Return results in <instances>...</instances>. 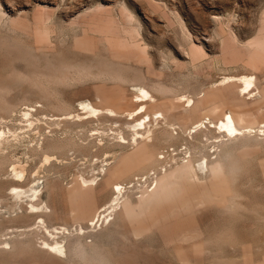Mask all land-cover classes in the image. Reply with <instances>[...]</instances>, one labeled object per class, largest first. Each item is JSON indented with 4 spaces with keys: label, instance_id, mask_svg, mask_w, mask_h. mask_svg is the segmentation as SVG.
Segmentation results:
<instances>
[{
    "label": "rangeland",
    "instance_id": "obj_1",
    "mask_svg": "<svg viewBox=\"0 0 264 264\" xmlns=\"http://www.w3.org/2000/svg\"><path fill=\"white\" fill-rule=\"evenodd\" d=\"M242 75L254 76L255 86L244 88ZM143 86L151 98L142 97ZM0 104V132L10 137L0 156L11 157L8 172L0 170V240L11 242L0 264H81L70 252L80 236L108 264H264V0H0ZM28 108L30 126L22 117ZM228 112L262 128L229 140L209 123ZM147 113L149 150L164 165L158 176L189 158L194 165L220 159L229 174L212 179L205 169L180 179L178 197L131 216L124 206L143 199L147 185L122 178L131 187L122 212L91 225L112 194L105 182L76 190L79 180H100L102 168L133 151L132 125ZM163 129L173 131L172 141L160 143ZM41 148L50 149L48 162ZM14 163L38 177L40 205L51 210L44 216L8 194ZM149 173L141 181L156 176ZM39 218L51 234L37 231ZM43 239L61 241L67 254L44 251Z\"/></svg>",
    "mask_w": 264,
    "mask_h": 264
},
{
    "label": "bare ground",
    "instance_id": "obj_2",
    "mask_svg": "<svg viewBox=\"0 0 264 264\" xmlns=\"http://www.w3.org/2000/svg\"><path fill=\"white\" fill-rule=\"evenodd\" d=\"M63 65V64H62ZM69 65V64H68ZM64 66V65H63ZM66 66V64H65ZM61 67V66H60ZM67 68V67H66ZM84 69V68H83ZM70 70V69H69ZM79 72V71H78ZM79 75V74H77ZM112 75V74H110ZM98 76V75H97ZM108 76V75H107ZM116 76V75H115ZM113 76V77H115ZM70 77V75H69ZM120 77V76H119ZM38 78V77H37ZM118 78V77H117ZM116 78V79H117ZM121 78V77H120ZM120 78H118L120 80ZM110 79V78H109ZM238 79L244 84V88L248 89L249 87L251 86H255V77L254 76H248V75H242L240 77H238ZM48 80V79H47ZM127 80V79H126ZM34 81V80H33ZM130 81V80H128ZM39 82V81H38ZM42 82V81H41ZM114 82V81H113ZM58 83V82H57ZM62 83V81L60 82ZM59 83V84H60ZM68 83V82H67ZM134 83H136L134 81ZM138 81H137V85H138ZM58 84V85H59ZM63 84V83H62ZM141 85V83H139ZM242 84V85H243ZM34 85V84H33ZM54 85V84H53ZM56 85V84H55ZM68 85V84H67ZM132 85V84H131ZM42 86V85H41ZM159 86V85H158ZM141 87V86H140ZM154 87V86H153ZM258 87V86H257ZM43 88V87H42ZM255 88V87H254ZM259 88V87H258ZM140 89V92H141V95L142 97H149L151 98V94L149 92V89L146 90L143 86V88H139ZM156 89H158V87H156ZM165 89V88H164ZM48 90V89H47ZM159 90V89H158ZM157 90V91H158ZM170 89H168L169 91ZM244 90V89H243ZM160 91V90H159ZM165 91V90H163ZM163 91H160V92H163ZM259 91V90H258ZM263 91V89H262ZM35 92V91H34ZM48 92V91H47ZM249 93L251 92V90L248 91ZM253 92V91H252ZM261 92V91H260ZM50 94V93H49ZM55 94V93H54ZM261 94V93H260ZM40 95V94H38ZM52 95V94H51ZM139 95V93L137 94ZM136 95V96H137ZM249 95V94H248ZM45 96V95H44ZM42 97V96H41ZM46 97V96H45ZM139 97V96H138ZM141 97V96H140ZM189 98V97H188ZM30 99V98H29ZM191 99V98H189ZM149 101V100H148ZM188 101V100H187ZM190 102V101H188ZM22 103V102H21ZM27 104V103H26ZM63 104V103H62ZM193 104V103H192ZM25 105V103H24ZM80 105L82 106L83 109H90L91 112H94L96 113V111L98 109L94 108L93 106L95 105H91L90 103H80ZM3 105L0 104V108L2 107ZM73 106V105H72ZM3 107H6V106H3ZM2 107V108H3ZM9 107V106H8ZM7 107V112H11V110L13 111V109L11 108V106L8 108ZM13 107V106H12ZM193 107V105L191 106ZM1 108V109H2ZM14 108V107H13ZM81 108V107H80ZM147 108V107H146ZM137 109V108H136ZM5 110V109H3ZM60 110V109H59ZM70 110V109H68ZM110 110V109H109ZM39 111V108L38 110ZM137 111V110H136ZM9 112V113H10ZM67 111L65 112H62V114H67L66 113ZM104 112V111H103ZM108 112V111H107ZM112 112V111H110ZM109 112V113H110ZM135 112V111H134ZM133 112V113H134ZM145 112V110H144ZM161 112V111H160ZM160 112H154L156 114L160 113ZM21 113H22V110H21ZM84 113V112H83ZM93 113V114H94ZM131 113V111H130ZM163 113V112H162ZM71 114V112H70ZM87 114V113H85ZM114 113H112L113 115ZM33 112L32 110H30L29 108L27 110H25L23 113H22V117L25 119L24 121H28V126L32 125V120H34L32 118L33 116ZM68 115V114H67ZM90 115V114H89ZM100 115V114H99ZM151 115V114H150ZM55 116V115H53ZM58 116V115H56ZM61 116V115H60ZM95 116V115H94ZM97 116V115H96ZM95 116V117H96ZM118 116V115H117ZM116 116V117H117ZM129 116V115H128ZM152 116V115H151ZM164 116V115H163ZM78 117V116H77ZM22 118V119H23ZM65 118V117H64ZM100 118V117H99ZM153 118H154V115H153ZM160 118V117H159ZM158 118V119H159ZM163 118V117H162ZM245 118V117H244ZM52 119V118H51ZM55 119V118H54ZM53 119V120H54ZM70 119V117L68 118V120ZM165 118H163L164 120ZM205 119V118H204ZM207 119V118H206ZM211 119V118H210ZM209 119V123H213L214 126H215V129L217 128V130L219 129V131H221L220 133H224L223 136L225 137H228L230 138L229 140H231V137H233L232 139L234 138H240V137H244L248 134H252L251 132H256L257 130L259 131L260 128L262 127H257L259 129H255V126L256 125H246V126H243V125H240L238 122H237V119L233 116V114L231 112H228V113H225L223 115V117L221 119H219L217 122H213L212 120ZM1 120V119H0ZM3 120V119H2ZM39 120V119H37ZM47 120V119H46ZM67 120V119H66ZM65 120V121H66ZM84 120V119H83ZM59 121V120H58ZM64 121V119H63ZM62 121V123H63ZM85 122H89V120H87V118L84 120ZM91 121V120H90ZM131 121V120H130ZM157 121V119H156ZM155 121V122H156ZM202 121V120H201ZM239 121V120H238ZM2 122V121H1ZM82 123V121H80ZM80 122H78L79 124H75V126H81ZM242 122V120H241ZM60 123V122H59ZM58 123V124H59ZM77 123V122H76ZM199 123V126L202 125V124H205V122H197V124ZM243 123V122H242ZM68 123H66L65 125H67ZM73 123H71L72 125ZM133 124V123H132ZM151 124V117L148 115V113L142 117L141 119L137 120V122L135 124L132 125V137H130V139L132 140V143L134 144L133 145V151H131L130 153H127L121 157L118 158L117 160V164L115 167L113 168H100L101 169V174L103 173V177L100 179V180H97V176L93 175L94 177H92L91 179H85L84 177L81 178L79 180V184H78V188H76V190H83V189H94V188H97L101 183L105 182L106 183V187L109 191H111V194H112V197L108 200H106L99 208H97L96 212L94 213V215L92 216L90 222H91V225L92 224H95V220L97 221H100L101 219L103 220V222H107V223H110L111 221H113L116 217V215L120 212H122V208H123V202H122V198L125 197L129 191H130V188L129 187H125L121 181L122 178H124L123 180H126L127 178L125 177H128L130 178V180L128 181V183H131V182H134V185L137 186V184L139 183L140 185L138 186V188L141 190L144 185H147L145 189H142L144 190L142 193L144 195V197H142L143 199H140V200H131L126 206H124V210H123V213L125 214V216H131L133 215L136 211L138 210H142L144 208H149L150 205L152 207V205H157V204H162L166 201H170L173 197L176 198L178 197L177 195V192L178 190L180 189L179 188V184L181 183L180 179H191L193 178L194 176H197V174L199 172H202L203 170L206 169V171L208 172V174L210 175V177L212 178H218L219 180L222 179H225L227 174V171L225 169V166L222 162V160L220 159H216V160H212V161H209L207 162V160H205L204 162H201V163H197V165H194L193 161L189 158L188 161L184 164H182V166L180 167V169L176 172H173V173H170L169 175L167 176H161V174L158 176L157 173H159L158 171V166H161V168L163 167L164 168V165L161 163V157L158 158V153H154L155 151L153 150L151 152V150H149V139H151L154 135V130H152L151 126H149ZM64 125V126H65ZM83 125V124H82ZM39 126V125H38ZM37 126V127H38ZM42 126V125H41ZM40 126V127H41ZM73 126V125H72ZM198 125L196 126V128L199 127ZM205 126V125H204ZM39 127V128H40ZM66 127H71L70 124ZM212 126H210L211 128ZM72 128V127H71ZM195 128V132L194 134H190L192 138H199L198 136L200 135L199 132H197ZM202 128V127H201ZM207 128H209L207 126ZM206 128V129H207ZM214 128V127H213ZM44 129V128H43ZM172 129V128H171ZM170 129V130H171ZM205 129V128H204ZM53 130V129H51ZM129 130V129H127ZM202 130V129H201ZM211 130V129H210ZM213 130V129H212ZM213 130V131H214ZM56 131V130H55ZM130 131V130H129ZM207 131V130H206ZM263 133H264V129L262 128L261 130ZM51 132V131H50ZM57 132V131H56ZM173 132V131H172ZM172 132L169 131V129H163L161 130L160 132H158L157 136L158 138L160 139V143H165V142H169V141H172V139L175 137ZM203 132V131H202ZM55 133V132H54ZM212 133V132H211ZM258 133V132H257ZM44 134V133H43ZM52 134V133H51ZM120 134V133H119ZM209 134V133H208ZM17 135V134H16ZM41 135V134H40ZM18 136V135H17ZM45 136H47L45 134ZM51 137V136H50ZM49 136H47V139L50 138ZM122 139H124V137H121ZM120 138V139H121ZM10 139V137H9ZM8 137L5 135L4 131H1L0 132V153L1 151L4 150V145L8 144L10 141H9ZM45 140L46 142L48 140ZM52 139V137H51ZM51 139L50 142H51ZM44 140V139H43ZM56 140V138L54 139L53 138V141ZM58 141H60L59 139H57ZM56 140V142H57ZM129 140V139H128ZM130 140V141H131ZM44 141V142H45ZM68 141V140H67ZM67 141H64V143ZM233 141V140H232ZM43 142V141H42ZM43 142V143H44ZM45 142V143H46ZM55 142V141H54ZM53 142V143H54ZM117 142V141H116ZM115 142V145L118 144V142L116 143ZM151 142V141H150ZM224 142V141H223ZM42 145H45V143ZM52 143V142H51ZM58 143V142H57ZM64 143H61L65 148H67L69 146V142L68 143V146L65 147ZM65 143V144H66ZM124 141L121 143L123 144ZM126 143V142H125ZM124 143V144H125ZM46 144H49V142H47ZM102 144V143H101ZM120 144V145H121ZM123 144V145H124ZM204 144V143H203ZM67 145V144H66ZM120 145H117V146H120ZM123 145H121L122 147H124ZM218 145V144H216ZM52 146H54L52 144ZM56 146V145H55ZM58 146V144H57ZM80 146V145H79ZM112 146V144H111ZM130 147V145H128ZM132 146V145H131ZM40 147H44V146H40ZM50 147V146H49ZM59 148H63L62 146H58ZM57 147V148H58ZM81 147V146H80ZM122 147H120L119 149H121ZM126 147V145H125ZM124 147V148H125ZM193 147V146H192ZM214 147V146H213ZM219 147V146H218ZM58 148V149H59ZM114 148V147H113ZM131 148V147H130ZM51 149V147H50ZM48 149V150H50ZM64 149L62 151H64ZM126 149H129L126 147ZM44 150V149H43ZM42 148L40 151H42ZM45 150H47L45 148ZM44 150V151H45ZM47 150V151H48ZM54 150V148H53ZM57 150V149H56ZM66 150V149H65ZM200 150V149H199ZM37 151V150H36ZM39 151V152H40ZM61 151V150H59ZM58 151V152H59ZM61 151V152H62ZM204 151V150H203ZM201 151V152H203ZM56 152V151H55ZM122 152V150H121ZM127 152V151H126ZM47 153V154H45ZM205 153V152H203ZM119 154V153H118ZM158 154V155H157ZM7 155V154H6ZM48 152H43V160L44 161H47L48 162ZM161 155V153H160ZM204 155V154H203ZM3 156V155H2ZM5 156V154H4ZM42 156V154H41ZM52 157V155H50ZM192 156V155H191ZM9 157H10V154L7 157H1L0 156V170L1 168H3V173L6 174V170H4V166L9 163ZM165 157V156H164ZM204 157V156H203ZM11 158V157H10ZM57 158V157H56ZM116 158V159H117ZM202 158V157H201ZM211 158V157H210ZM229 158V157H228ZM52 159V158H51ZM203 159V158H202ZM201 159V161H202ZM230 159V158H229ZM211 160V159H210ZM16 161V160H14ZM13 161V162H14ZM43 161V162H44ZM12 162V161H10ZM18 162V160H17ZM20 162V161H19ZM115 162V161H114ZM229 162V161H228ZM232 162V161H231ZM51 163V161H50ZM108 163V162H107ZM111 163V162H110ZM113 163V161H112ZM236 163V162H235ZM11 164V163H9ZM8 164V165H9ZM16 163H14V165L12 166V172H13V175H14V178L11 179L10 181H7V182H11V191L8 192V194L10 193L12 195L13 198L17 199V200H23V199H28V203H29V212L31 213H35L36 215H40V217H42L41 215L47 213V212H50L51 210H47L49 208V206L47 205V203L43 206L40 205V200H41V196H40V189H38V185H37V182H34L35 179L37 178H30L31 176L30 175V172L29 175L25 174L26 172V168L24 166H15ZM165 164V162H164ZM234 164V163H233ZM111 165V164H110ZM235 165V164H234ZM7 166V165H6ZM5 166V168H6ZM11 166V165H10ZM166 167V166H165ZM160 168V167H159ZM160 168V169H161ZM159 169V170H160ZM233 169V168H232ZM9 170H11L9 168ZM140 170V172L138 173V171ZM152 172L153 171V174H156L155 177L152 176L151 174V178L148 176V177H145V179L143 181H141V178H143V176L145 175H149L150 173L149 172ZM158 171V172H157ZM232 171V170H231ZM235 171V170H234ZM8 172V170H7ZM167 172V171H165ZM233 172V171H232ZM1 173V171H0ZM39 173V172H38ZM12 174V173H11ZM32 174V173H31ZM34 175V174H33ZM102 176V175H101ZM136 177V178H135ZM150 179L151 182L148 181V179ZM212 178V179H213ZM195 179L197 180V178L195 177ZM9 180V179H8ZM38 181V180H37ZM34 183L33 185L29 186V188H22L23 186H26L28 185L29 183ZM127 183V182H126ZM137 183V184H135ZM132 184V183H131ZM133 185V186H134ZM154 185V186H153ZM102 186V185H101ZM103 187V186H102ZM152 187V188H151ZM137 188V187H136ZM135 188V189H136ZM10 189V188H9ZM137 191V190H136ZM132 192V191H131ZM126 194V195H125ZM3 196V195H2ZM128 196V195H127ZM106 197V196H105ZM124 199V198H123ZM2 209V208H1ZM0 209V216H1V211ZM44 216V215H43ZM49 216V215H48ZM47 217V216H46ZM4 218V217H3ZM34 218V217H32ZM1 219H2V216H1ZM0 219V221H1ZM30 219V217L28 218ZM33 220V219H32ZM49 226V225H48ZM47 226V227H48ZM64 226V225H62ZM7 227V226H6ZM46 227V224H45V221L43 218H39V221L37 222V231H41L40 233L43 232H47L48 234H51L50 233V229H48ZM55 227V226H54ZM80 227V226H79ZM82 227V226H81ZM51 228H52V224H51ZM83 228V227H82ZM5 229V228H4ZM56 228L55 227V230L53 229L54 231V234H55V231H56ZM65 229V228H63ZM81 229V228H80ZM52 230V229H51ZM66 230V229H65ZM59 231V229H58ZM80 231V230H79ZM69 232V231H68ZM84 232V231H83ZM61 232H57V234ZM64 233V232H62ZM82 233V232H81ZM47 234V235H48ZM7 234L6 233H3L2 236H6ZM88 235V234H87ZM52 236H54L52 234ZM81 237V236H80ZM78 237L75 242L73 243V245L71 246V249H70V252L71 255L75 256V259L76 257H78V259L80 258L81 259V264H108V262H106L104 259H106L105 255L104 257L101 255L102 253H98L99 251L96 250L95 246L93 248V250L87 248V245L83 242L84 240H81V238ZM10 238V236H9ZM8 238V239H9ZM48 238H49V235H48ZM52 238V237H51ZM50 238V239H51ZM54 238V237H53ZM83 238V237H82ZM40 239V238H39ZM47 239V238H46ZM1 241V240H0ZM23 241V240H22ZM64 242V241H63ZM62 242L57 240V239H54L52 242H50V240H42V245H41V249H43L44 251H50V252H54V254L58 253V254H67V251H66V248H65V244H61ZM96 243V242H95ZM0 249H3L4 251H6V248L10 247L11 248V242L5 240V241H1L0 242ZM49 252V253H50ZM69 252V253H70ZM102 252V251H101ZM57 255V254H56ZM79 261V260H78Z\"/></svg>",
    "mask_w": 264,
    "mask_h": 264
}]
</instances>
